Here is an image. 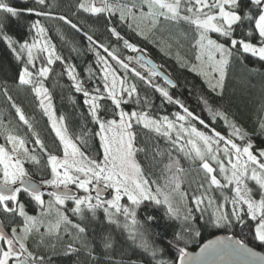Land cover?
<instances>
[{
    "label": "snow or ice",
    "instance_id": "snow-or-ice-1",
    "mask_svg": "<svg viewBox=\"0 0 264 264\" xmlns=\"http://www.w3.org/2000/svg\"><path fill=\"white\" fill-rule=\"evenodd\" d=\"M76 7L95 16L106 14V30L116 41L106 44L84 33L87 51L95 57L85 70L86 80L76 64L58 53L42 18L62 21L79 33L77 23L54 16L49 0H0V43L22 65L17 83L30 86L62 146V155L50 150L6 82L0 86L19 122L35 137L30 148L28 138L0 120V214L7 220H0V264H53L57 256L71 257V264H264V251L256 250L264 249V117L250 131L216 107L210 94H201L202 111L210 117L206 121L157 83L155 78L163 77L166 85L176 87L145 58L144 50L111 26L116 18L145 39L146 32H166L168 40L161 43L169 50L190 38L194 62L177 54L178 62L201 76L210 93L223 97L234 63L246 67L249 57L264 62V0H78ZM13 22L22 35L10 34ZM121 42L139 54L124 57ZM71 52L84 54L75 45ZM133 60L147 74L130 67ZM57 62L63 66L58 75L66 74L70 87L82 95L96 130L85 128L73 138L66 117L57 118L44 83ZM131 77L159 93L162 104L179 110L172 118L153 115L152 99L140 96ZM129 103L140 110H125ZM217 121L223 122L224 132L217 130ZM96 137L102 151H87ZM160 140L166 147H160ZM44 158L46 164L36 172L26 167L40 166ZM29 204L38 214H29ZM156 213L179 222L172 239L164 238L167 249L150 231ZM237 227L242 238L233 232ZM205 229L233 234L189 251ZM168 250L174 257L169 258Z\"/></svg>",
    "mask_w": 264,
    "mask_h": 264
},
{
    "label": "trees",
    "instance_id": "trees-1",
    "mask_svg": "<svg viewBox=\"0 0 264 264\" xmlns=\"http://www.w3.org/2000/svg\"><path fill=\"white\" fill-rule=\"evenodd\" d=\"M8 2H15V0H8ZM49 3L52 4L51 11L54 16H68L81 28V31L77 33L62 21L42 18V23L48 28V34L53 43L56 44L58 53L64 56L69 63L76 64L77 72L81 74V79L86 80L87 72L85 70L87 67L95 64V57L91 51H87L88 41L86 37H84V33L87 32L93 35L94 38L103 40L106 44L116 43L115 37H111L106 30V14L95 16L78 10L76 7L78 0H49ZM29 19H33V17ZM111 26L117 27L121 35L129 39L131 43L136 44L140 49L146 50L147 54L152 56L160 66H162L161 68L173 78L176 87L173 89L171 86L166 85L160 77L155 78L156 82L168 88L175 99H180L190 110L201 115L206 121L210 120V117L206 111H202L203 105L198 99L201 94H210L215 100L216 107L227 110L240 125L250 131L256 126V121L264 117V111H262V104H264V62L249 57L246 67L234 63L228 70L224 95L223 97H218L215 93H210L204 79L196 72L191 71L190 66L182 67L180 62H178L177 54H179L181 60L194 62V50L190 47V38L182 40V46L174 44L169 50L161 43V39L168 40V34L166 32L149 33L147 34L148 38L145 39L143 36L137 35L136 32L128 29L127 25L118 23L116 18H113ZM9 32L10 34L19 36L23 34V29L16 22H13L9 27ZM61 36H63V40ZM73 45L84 51V54L77 56L76 53H72L71 48ZM118 47L124 57L136 56L135 53L130 50L124 49L122 42ZM0 60L3 61L4 65L3 68H0V86H3L6 82L13 100L24 110L26 116L30 118L34 125V130L40 134V138L44 140L45 145L54 153L62 155V146L59 145L58 138L55 137V133L51 130L48 117L44 115L43 110L39 107V102L35 94L30 90V86H19L17 83L18 70L22 65L11 58L2 43H0ZM36 63L39 67L41 62L37 60ZM52 67L54 71L44 83L52 94L56 115L58 117L61 115L66 117L69 135L75 138L80 136L85 128L89 131L96 130V127L90 122V117L87 116V106L83 104L82 95L76 93L74 89L70 87L71 81L66 74L58 75V73L63 72L61 63L57 62ZM130 67H137L138 70L147 74V72L140 68L135 62H132ZM251 67H255L259 71L251 72L249 71ZM120 72L123 74L122 69ZM131 80L137 82L141 97L147 94L152 99L154 105L152 108L153 115H169L170 118H172V113L179 110L176 105H171L166 102L162 104L159 93H155L153 89L139 82L137 78L131 77ZM85 86H89L87 81ZM125 110L140 109L135 104L129 103L125 106ZM0 120H2L5 125L18 132L19 135L28 138V146L30 148L34 146L31 141L34 140L35 137L27 132V128L22 122H19L15 114V109L11 107V102L7 101L2 91H0ZM215 126L217 130L221 132L225 131L222 121H217ZM143 135L144 133H141V142H143ZM148 135L155 136L154 133H149ZM2 142L3 136L0 135V143ZM159 143L161 148L166 147L163 140H160ZM257 143H259V140H257ZM89 144L90 148L87 149V151H102L99 148L98 137L91 139ZM45 164L46 158L41 160L40 166L26 164V167L30 172H36L37 167H44ZM185 167H187V164H185ZM48 173H50V166L45 170V174L47 175ZM38 179L39 175L34 176V180ZM185 187H187L186 184ZM44 191L47 192L46 189H44ZM22 199L27 200V198L23 196ZM45 199H48L47 196H45ZM67 207L69 209L72 207L70 202ZM26 210L31 213L39 211L34 204H29ZM69 215L71 216L70 212ZM156 215L158 219L149 226L150 231L154 239L164 244L165 237L170 240L174 232L179 230V222L166 220L162 213H156ZM0 220H4V223L7 224V220L4 218L3 214H0ZM233 232L237 238H242L239 227L234 229ZM217 234L229 235L233 233L220 229H205L202 231L201 238L189 246V250L194 251L203 241ZM249 243L251 245V241H249ZM164 246L167 249V245L164 244ZM257 249L264 251V249ZM168 254L169 258L174 257L173 250H168ZM71 260V257L57 256L53 258V264H71Z\"/></svg>",
    "mask_w": 264,
    "mask_h": 264
},
{
    "label": "water",
    "instance_id": "water-1",
    "mask_svg": "<svg viewBox=\"0 0 264 264\" xmlns=\"http://www.w3.org/2000/svg\"><path fill=\"white\" fill-rule=\"evenodd\" d=\"M143 50V49H142ZM139 53H135V55L137 56ZM144 55H145V58L146 59H149V60H151L156 66H157V68L161 71V72H163L164 74H166V75H168L162 68H161V66H160V64L152 57V56H150V55H148L147 53H146V51L144 50ZM170 77V76H169ZM161 79H162V81H164L163 80V77H160ZM172 80H173V78L172 77H170ZM174 81V80H173ZM174 83H175V81H174ZM44 190V189H43ZM221 235H228V234H217V235H214V236H212V237H210V238H208V239H206L205 241H203L200 245H199V247L203 244V243H205V242H207V240H209V239H214L216 236H221ZM199 247H197V249H195L194 251H192V252H198L199 251ZM257 251H261V250H259V249H256ZM190 251V250H189Z\"/></svg>",
    "mask_w": 264,
    "mask_h": 264
},
{
    "label": "rangeland",
    "instance_id": "rangeland-1",
    "mask_svg": "<svg viewBox=\"0 0 264 264\" xmlns=\"http://www.w3.org/2000/svg\"><path fill=\"white\" fill-rule=\"evenodd\" d=\"M146 34H149V33L146 32ZM145 51H146V50H145ZM146 53H147V52H146ZM133 57H134V56H133ZM132 62H135V61L133 60ZM138 66H139V65H138ZM142 69H143L144 71L147 72L146 68H142ZM57 118H59V117L57 116ZM4 125H5V124H4ZM6 126H7V125H6ZM46 190L48 191V190H50V189H46ZM71 205H72V204H71ZM28 212H29V211H28ZM38 212H39V211H37V212H35V213H31V212H29V214H38ZM33 247H35V246L33 245Z\"/></svg>",
    "mask_w": 264,
    "mask_h": 264
}]
</instances>
